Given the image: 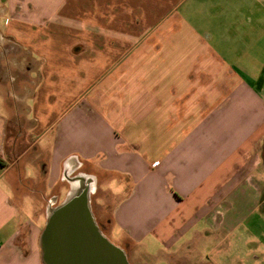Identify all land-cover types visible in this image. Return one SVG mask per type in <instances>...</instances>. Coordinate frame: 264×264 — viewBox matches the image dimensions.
Listing matches in <instances>:
<instances>
[{"label": "crops", "instance_id": "1", "mask_svg": "<svg viewBox=\"0 0 264 264\" xmlns=\"http://www.w3.org/2000/svg\"><path fill=\"white\" fill-rule=\"evenodd\" d=\"M138 1L154 30L106 0L88 58L6 29L26 41L0 60V264H42L66 165L110 200L130 264H264V0H171L168 32Z\"/></svg>", "mask_w": 264, "mask_h": 264}, {"label": "rangeland", "instance_id": "2", "mask_svg": "<svg viewBox=\"0 0 264 264\" xmlns=\"http://www.w3.org/2000/svg\"><path fill=\"white\" fill-rule=\"evenodd\" d=\"M134 1L132 7H130V14L133 21L135 23L131 25L132 27L130 30H137V31H153L154 25L148 23H141L143 20L142 12L143 9L141 7L138 8V0ZM141 1V0H140ZM49 4V5H47ZM140 4H146L147 6L144 7V11L146 13H150L153 15L154 13L157 15H161V27L158 26L155 30L159 29V31L168 32L171 29L172 23L170 22V9H171V0H144L140 2ZM98 5L99 13L105 15L107 10L106 7V0H0V60L4 57V55H8L11 50H8L10 47H19L23 46L24 39L21 40H14L9 38L5 31L6 29L25 32L26 30H34V31H51L54 38H50V44L54 43L55 46L60 47H72L75 50L80 47L83 49V52L86 53L88 58L89 47H90V39L87 37L88 31L90 30L89 27V19L91 15H94V8ZM171 5V6H170ZM143 7V6H142ZM110 11L113 10L114 13L118 14L119 16L122 15L121 8H111L109 6ZM127 11V8H125ZM51 15L53 16L50 21H45L46 16ZM100 16V15H99ZM18 18L17 23L15 24V28H10V19L11 18ZM104 17V16H103ZM101 25L104 26V19H100ZM100 24V23H99ZM157 25V23H156ZM102 29V28H99ZM69 32L74 33L77 32L82 34V38L73 39L71 37H67L64 35H60L62 32ZM45 38H34L29 39V42L37 46L41 41H46ZM147 41H152L150 38L146 39ZM103 41V39L99 40V42ZM131 45L137 43L135 39H131ZM74 42V43H73ZM104 43V41H103ZM264 47V44H263ZM6 57V56H5ZM85 59V58H84ZM85 62V61H84ZM88 62V59H87ZM88 64V63H87ZM86 63H83V67ZM69 189V184L67 180L60 182L58 185V192L59 198H57V202L62 200L65 193ZM98 197L103 198L104 205L97 206L96 200ZM52 205V206H53ZM109 205L110 200L108 198H104L103 193H95L90 194V207L92 214L94 216L96 224L99 225V228L103 234L113 243H119L121 239V233L117 228H112L110 232L108 229L104 227L102 220L98 215H102L103 219H108L109 216ZM94 211V212H93ZM100 213V214H99ZM39 224L43 226V220L40 217L38 219ZM41 226V227H42ZM232 250V247H231ZM130 264L129 260H127ZM133 264V262H132ZM137 264V263H134Z\"/></svg>", "mask_w": 264, "mask_h": 264}, {"label": "water", "instance_id": "3", "mask_svg": "<svg viewBox=\"0 0 264 264\" xmlns=\"http://www.w3.org/2000/svg\"><path fill=\"white\" fill-rule=\"evenodd\" d=\"M78 174L65 175L69 189L58 204L45 212L38 236L41 263L129 264L123 249L113 244L96 224L90 207L89 182L82 181Z\"/></svg>", "mask_w": 264, "mask_h": 264}, {"label": "bare ground", "instance_id": "4", "mask_svg": "<svg viewBox=\"0 0 264 264\" xmlns=\"http://www.w3.org/2000/svg\"><path fill=\"white\" fill-rule=\"evenodd\" d=\"M71 169L72 168L70 167V165H66V173H65V175H68L67 173H70L69 171ZM70 176H74V175L69 174V177ZM78 177L81 178L82 181L85 180V182H89V188H90L89 191L92 192L93 189H94V181H93V178L92 177H89V176H87L86 174H83V173L78 174Z\"/></svg>", "mask_w": 264, "mask_h": 264}, {"label": "built area", "instance_id": "5", "mask_svg": "<svg viewBox=\"0 0 264 264\" xmlns=\"http://www.w3.org/2000/svg\"><path fill=\"white\" fill-rule=\"evenodd\" d=\"M53 205V202L50 204V206H52Z\"/></svg>", "mask_w": 264, "mask_h": 264}]
</instances>
